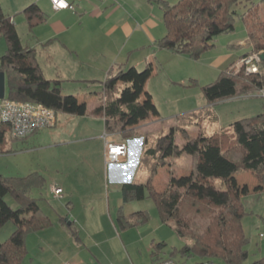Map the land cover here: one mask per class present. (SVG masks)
Instances as JSON below:
<instances>
[{
	"label": "trees",
	"instance_id": "1",
	"mask_svg": "<svg viewBox=\"0 0 264 264\" xmlns=\"http://www.w3.org/2000/svg\"><path fill=\"white\" fill-rule=\"evenodd\" d=\"M33 1L22 10L29 27L44 19L35 3L37 0ZM263 3L264 0H177L170 4L160 0L157 4L163 11L165 34L155 45L197 58L214 47V37L233 32L235 19L240 18L248 51L242 54L238 65V61L229 63L214 80L202 86L203 97L210 104L254 93L264 98V20L258 17ZM0 32L7 43L0 56L7 99L38 103L54 113L86 114V97L62 93L60 80L43 76L35 50L21 45L10 17L1 9ZM251 54L258 56V60L252 61L255 71H247L241 61ZM152 71L151 62H146L141 69L117 65L103 81L104 92L93 110L103 117L106 132L143 137L138 166L144 168L148 176L143 183H122V192L126 197L128 194L136 198L146 193L154 202L160 220L167 225L171 223L179 238L189 237L188 244L178 250L179 254L194 255L199 261L214 264L216 260L243 264L248 257V237L241 224L245 213L241 197L264 191V111L219 127L213 109L192 110L175 116L176 123L170 125L168 131L147 140L146 134L130 128L159 115L151 94L144 90ZM203 121L208 128L200 127ZM190 125L198 127L195 135L188 134ZM178 129L186 139L181 148L175 143ZM6 133L11 135L9 125L0 119V151ZM182 150L192 157L191 171L188 175L171 178L165 191L158 193L151 183L154 175L163 167L167 155L178 156ZM243 172L254 177L251 185L238 178ZM215 178L219 179L221 189L202 187V183ZM43 183L38 174L0 179V223L12 220L16 226L8 238L0 242V264H20L25 254V234L49 223L31 195V190L40 188ZM178 187L184 189L180 191ZM8 195L16 202V208L6 202ZM28 212L30 215L26 218L24 215ZM164 246V241L156 243L153 252L158 253ZM250 264H264V256Z\"/></svg>",
	"mask_w": 264,
	"mask_h": 264
},
{
	"label": "crops",
	"instance_id": "2",
	"mask_svg": "<svg viewBox=\"0 0 264 264\" xmlns=\"http://www.w3.org/2000/svg\"><path fill=\"white\" fill-rule=\"evenodd\" d=\"M67 1L72 5V9L56 10L52 8L48 0L35 1L40 11L43 13L44 19L41 23L32 27H29L27 24L28 33H31L33 36L25 43L18 33L17 25L12 16H10L9 13H5L1 6L0 9L4 15L10 17L19 36L21 45L31 47L35 50L36 59L43 76L47 79L60 80L61 91L62 85H64L70 92L78 90L77 93L69 94H76L78 97H86V114H66L69 115V117L64 118V120H66V124L72 122V125H74L76 121L77 128H81L83 132V136L78 139L81 142L95 136V148L93 151H83L81 158L83 161L86 160L87 163L82 166L81 171L76 172L75 169H73L70 174L59 170L56 171L58 174H69L67 178L73 173H80L79 176H81L83 182L79 181L75 186L72 182H67V178L65 179L64 176L61 175L60 177H54V182L46 186V178H44L45 172L43 170L29 171L25 173V175L4 176L0 179L5 181L7 177H26L30 174H38L43 178L44 183L40 188L38 187L36 189H44L46 193L58 203V205L54 204L56 213L53 216L47 213V207H40V205L37 204L44 215L48 217L49 223L40 229L32 230L25 234L24 257L28 252V246L33 245V241L38 246L36 250L44 252V244L47 238L60 237L61 234L65 232L72 238L73 244L79 252L85 250L88 253V262L85 264H89V262H92V264H107L108 262L111 264H128L123 258L118 261H116V259L113 261L109 258V255L114 249L120 248L129 256L131 246L137 244V242L133 241L127 234H124L125 232L122 230L131 227H140L148 221L147 210L141 209V206L138 205V200L150 197H148L146 193L144 197L141 198L132 197L128 194L126 197L121 188L124 182L135 181V183H143L146 180L147 171L138 166L140 140L138 136H132V134L124 135L122 133L106 132L104 130L103 117L99 114H95L93 110L100 103L101 94L104 92L103 81L109 73L116 69L117 65L125 64L128 66L132 64L139 69V67L146 62H151L154 70V62L158 61L157 57L161 53L160 51L165 52L169 50L155 45L157 40L160 39L158 35L155 34V29L159 27V24L151 17L142 15L137 9L139 5L132 4V0ZM31 3H34V1L25 0L23 4H25L26 7ZM25 7H23V9ZM138 16L143 19L139 20ZM25 23H27L26 19ZM44 32H47L49 35L42 37ZM3 39L6 43L4 35L0 32V41H4ZM228 39V42H232L229 46H231L230 48L233 50L245 48L244 52L245 50L247 51L246 48L248 47V43L246 32L243 38L239 39L230 36ZM234 40L235 42H233ZM232 53L233 51L231 50L215 53L210 55L211 57H207L204 62L213 69L226 68L228 66L226 64ZM241 56L242 55L239 56L238 60ZM139 62L141 65H139ZM147 88L146 82L144 90L149 92L148 90L150 89L148 88V90H146ZM230 99L234 100L235 98ZM219 102H216L214 107ZM214 107L213 111L216 115V122L219 127L227 126L235 120L237 113L234 117L229 118L230 121L228 123H223L220 118L221 116L219 117ZM57 113H55V120L52 126L39 128L25 138H14L6 133L0 154H7L10 152L16 153L26 149L29 151L34 150L36 147L40 146L39 141L45 134L43 130L45 128H49V133L52 136L51 141L55 140L61 134V128L60 130L55 128L59 127V124L61 126V123H59L60 120L56 117ZM222 115L225 114L223 113ZM227 115L225 116L227 117ZM73 116H77V119H74ZM157 118L159 119V116H157ZM148 119L142 120L130 128L142 134H146L147 140L156 136L161 130H164L163 127L156 131L152 124H148ZM237 119L239 118L237 117ZM151 130H153V133H149L152 132ZM112 140L115 142L129 140L130 142L126 157L118 164H107L105 162L106 141ZM17 141L31 147L28 149L27 146L18 144L15 149H13L11 143ZM56 142L58 141L54 143ZM56 168H58V166ZM132 172L133 176L131 177L130 174ZM155 177L156 174L151 182L153 185ZM53 186L60 187L61 192L59 194L53 193ZM111 186L115 194H117V191L119 193L117 194L119 195L118 199H111L116 208V210H114L115 221L114 218L112 220L109 213ZM33 190L34 188L31 190V195L36 200L42 199L41 197H35L33 195ZM5 200H8L13 208L17 207L16 202L13 201L9 195L5 197ZM128 202H130L132 206L134 205L138 208L137 210L135 209V211H131L130 209L129 211H131V213L129 212V215L125 214L123 210ZM50 207L53 206L50 205ZM105 211L110 215L114 231L110 227L105 232L102 223H100L102 216L104 217ZM29 215L30 213L28 212V214L24 216L28 218ZM8 221L12 220H7L3 223ZM15 227V223L13 222L11 230L13 231ZM82 231L85 233L83 234ZM100 234H102L101 237ZM154 239L155 238H152L147 244L150 259L149 263L155 258H162L163 256L162 253L158 255L153 252V250L156 249L154 245L161 242H156ZM160 250L157 251L161 252ZM174 250L178 251L179 249L177 248V250ZM108 251H111L110 254ZM106 258L110 261H105ZM23 259L20 264H23ZM73 259H76L75 263L77 264L78 262L79 264L84 258L77 256L73 257ZM131 262L134 264L133 260Z\"/></svg>",
	"mask_w": 264,
	"mask_h": 264
},
{
	"label": "rangeland",
	"instance_id": "3",
	"mask_svg": "<svg viewBox=\"0 0 264 264\" xmlns=\"http://www.w3.org/2000/svg\"><path fill=\"white\" fill-rule=\"evenodd\" d=\"M166 1H168L170 4H173L177 0ZM24 2L25 0H0V6L1 8H3L2 10H4L5 13H9V15L12 16L14 22L17 25L18 33L25 43L28 42L33 35H31V33H28L27 23H25L24 15L21 11L23 10V7H25V4H23ZM157 2L160 3V0H158ZM157 2L156 0H132V4L139 5L137 9L140 13H142V15L151 17L159 24V27L155 29V34H157L158 37L161 38L165 34V27L162 19L163 11L157 4ZM241 10L242 8L239 9V11ZM263 10L264 3L259 6L258 10V17L262 20H264V15L262 14ZM138 19L142 20L143 18L138 16ZM156 30L159 32H157ZM48 35L49 34L47 32H44L42 37H46ZM230 36H234L239 39L245 37L244 24L240 18L235 19L233 32L220 34L214 37L212 41L214 43V47L203 51L197 58L176 54L171 51H160L161 53L157 57L158 61L154 62L153 73L146 81L147 87L150 89L148 90L147 88L146 90L151 93L152 101L159 113V119L157 118V116H151L148 119L150 122H148V124H152L156 131L163 127L164 130H161V132L168 131L169 126L176 123V120L174 118L175 116L184 115L192 110L197 109L208 108L212 111L215 103L210 104L206 101V99L203 97L202 86L214 80L221 69L210 68L204 61L207 57H211L210 55L212 54L231 50L233 51V53L226 65L231 62L235 63L238 60L239 56L244 54L245 48L236 50L230 48L231 46L229 45L230 43H232L228 42V37ZM233 42H235V40ZM5 49V40L0 41V55L3 54ZM246 49L248 51V48ZM238 64L239 61L237 62V65ZM139 65H141L140 62ZM143 67L144 65L140 66L139 69ZM62 91L63 93L69 94L77 93L78 90L70 92L65 88L64 85H62ZM234 98H232L234 100L230 99L221 101L214 107L219 117L221 116L220 118L222 119L223 123H228L230 121L229 118L234 117L236 113L237 116L235 120L237 119V117L242 118L253 116L259 112L264 111V98L259 96V93H254L251 96H236ZM223 113L225 115L228 114L227 117L225 115H222ZM56 117L61 121H59V123H61V126L59 124V127L55 128L59 130L61 128V134L55 140L51 141L52 136L49 133V128H45L43 129L45 131V134L39 141L40 146L36 147L34 150L29 151L26 149L24 151H18L16 153L10 152L7 154H0V178H3L4 176H14L22 174L25 175V173L33 170H43L46 177L43 174L42 175L44 176V178H46L47 186L51 182H54V177H60L61 175H63L66 179L67 175H69L70 172L73 171V169H75L76 172L82 170V166H84L87 161H83L81 155L85 150H94L96 145L95 136L84 140V142H81L78 139L83 136V132L81 128H77L76 121L74 125H72V122L66 124V120H64V118L69 117V115H66V113L63 112L57 113ZM73 117L74 119H77V116ZM205 123L206 122L203 121L200 127H202L203 125L204 128H208ZM197 128L198 127L196 126H188V134L195 135L197 132ZM151 131L152 132L149 133H153V130ZM55 141L58 142L54 143ZM185 142L186 139L180 133V130L178 129L177 131H175V143L179 146V148H181L185 144ZM18 144L27 146L26 144L17 141L11 143V147L15 149L16 145ZM27 147L29 149L31 146ZM180 152L181 153L178 156L167 155L163 161V167L158 168L159 172L157 170L154 185L152 184V187L158 193L165 191L171 178L188 175L191 171V155L184 150ZM57 166L58 168H56ZM57 170L67 172L69 174H58L56 172ZM133 172L131 174H128H130V176L132 177ZM146 173L148 176V172ZM79 175L80 173H73L67 178L66 181L72 182L76 186L79 181H82L81 176ZM238 178L243 179L248 185H251L255 181L254 177L249 172L241 173ZM202 187L208 189H221L219 179L217 178L208 180L206 183H202ZM112 188L113 187L111 186L109 213L112 217V220L114 218L115 221L114 210H116V208L114 207L111 199H118L119 195L117 194L119 193L117 191V194H115V191H112ZM178 189L182 191L184 188L178 187ZM46 194L47 193L44 189L37 190L36 188H34L33 190V195L35 197L42 198L36 200L37 204L40 205V207H47V213L53 216L56 213V207L54 206V204L58 205V203L54 201V199L51 198L48 194V196ZM7 201L8 200H6V202ZM241 202L245 209V213L241 218V224L244 234L248 237V244L246 245L248 257L243 262V264H250L253 260L264 256V191L243 195L241 197ZM7 203L10 205L9 201ZM49 204L54 208L50 207ZM138 205L141 206V209L147 210V223L140 227H131L122 230L125 232L124 234L130 236V238H132L133 241H136L137 244L131 246L129 250V256L120 248L116 250L114 249L113 252L108 251L109 254L111 252V254L109 255V258H111V260L114 261L116 259V261H118L123 258V260H125L128 264H132V260L134 264H148L150 259L147 244L149 241H151L152 238H155L154 240L156 242H165V246L160 250L161 252L157 253L158 255L162 253V257H171L176 261L187 263H193L199 259L197 256L179 254L178 251L174 250H177V248L180 249V247H184L186 243L188 244L189 237H186L184 239L179 238L170 226L171 223L167 225L160 220L156 206L151 198L138 200ZM131 206L132 205L130 204V202H128V204L124 206L123 210L125 211V214L129 215V212L131 213V211H135V209H138L134 205L132 207ZM130 209L131 211H129ZM110 215L105 211L104 217L102 216L100 221L103 228L105 229V232L110 227L114 231ZM12 224L13 221L1 223L0 242L8 238V236L12 232ZM82 233L84 234L85 232L82 231ZM101 236L102 234H100V237ZM37 248L38 246L34 241L33 245L28 246V252L23 259V264H76V259H73V257L77 256L84 258L82 259V261H80L79 264H85L88 262V253L85 250L79 252L75 248L72 238H70L69 235L65 232L62 233L60 237L47 238L44 244V252L36 250ZM105 261L108 262L110 260L106 258ZM89 264H92V262H89ZM107 264L111 263L108 262ZM216 264L226 263L216 260Z\"/></svg>",
	"mask_w": 264,
	"mask_h": 264
},
{
	"label": "built area",
	"instance_id": "4",
	"mask_svg": "<svg viewBox=\"0 0 264 264\" xmlns=\"http://www.w3.org/2000/svg\"><path fill=\"white\" fill-rule=\"evenodd\" d=\"M53 9H72V5L67 0H48ZM258 60L256 54H251L241 61L246 64L247 71H255L256 66L252 63ZM264 95V92L262 93ZM0 119L9 125L10 133L16 138H25L42 127H50L55 120V113L41 104L30 101H15L6 97L0 99ZM140 150L143 138L139 137ZM129 140L122 142L106 141V160L107 164H118L126 157ZM55 194L61 192L60 187L53 186ZM149 264H214L212 261L203 260L193 263L179 262L171 257H163L152 261Z\"/></svg>",
	"mask_w": 264,
	"mask_h": 264
},
{
	"label": "water",
	"instance_id": "5",
	"mask_svg": "<svg viewBox=\"0 0 264 264\" xmlns=\"http://www.w3.org/2000/svg\"><path fill=\"white\" fill-rule=\"evenodd\" d=\"M5 97V75L4 72L0 70V99Z\"/></svg>",
	"mask_w": 264,
	"mask_h": 264
}]
</instances>
